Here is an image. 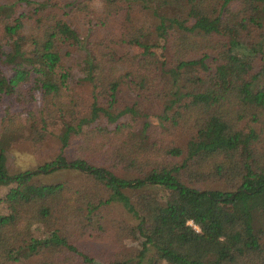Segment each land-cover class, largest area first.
<instances>
[{
  "label": "trees",
  "instance_id": "obj_1",
  "mask_svg": "<svg viewBox=\"0 0 264 264\" xmlns=\"http://www.w3.org/2000/svg\"><path fill=\"white\" fill-rule=\"evenodd\" d=\"M94 1L0 3V187L13 184L4 198L8 213L0 214V264L92 263L68 231L108 203L136 218L134 235L142 238L134 260L110 264H144L151 250L155 261L167 264H264V150L256 147L264 138L252 125L264 129V0H101V9ZM131 1L155 19L149 31L132 25L130 9L124 13L128 25L119 41L141 50L137 59L104 41L87 42L59 11L65 7L102 23L122 16V3ZM22 6L29 8L19 11ZM153 34L161 46L144 40ZM219 34L227 41L215 39ZM64 44L85 52L92 97L83 113L61 62ZM156 47L168 48V61L163 52L158 62L152 58ZM159 79L163 131L182 119L191 122L184 147L149 138L148 121L139 129L117 123L138 113L135 106L117 107L120 86L153 93ZM57 124L60 149L52 160L33 170H7L8 139L26 130L43 138ZM61 169L83 174L86 182L34 180ZM207 181L228 188L202 187ZM39 224L48 230L35 234ZM37 255L41 259L32 261Z\"/></svg>",
  "mask_w": 264,
  "mask_h": 264
},
{
  "label": "rangeland",
  "instance_id": "obj_2",
  "mask_svg": "<svg viewBox=\"0 0 264 264\" xmlns=\"http://www.w3.org/2000/svg\"><path fill=\"white\" fill-rule=\"evenodd\" d=\"M13 0H0V3H7ZM72 1V0H69ZM222 0H215V4H220ZM132 3H122L123 9L120 14L123 16H117L106 22H98L91 16L80 13V12H69L67 8L63 7V18L74 28L79 36L87 42L104 41V43L113 47L118 54L125 56H135L137 59L141 56V50H134L126 43L119 41L120 36L125 31L128 25V19L125 18L124 13L126 9H130V16L133 18L132 25H142L149 31L154 30L155 19L150 17L147 11H144L138 5ZM94 3L98 8L101 9L102 1L95 0ZM129 5H132V11ZM29 6H22L19 11H27ZM124 20V22H123ZM215 39H220L222 42L227 41L225 35H215ZM148 39L149 42L157 43L162 45V40L156 35L144 36V40ZM161 47H156L155 51L157 54L152 58L157 61V57L165 54L167 61L171 52L162 50ZM61 62L63 67L68 71V85L69 88L76 93L81 99L80 109L82 113L86 110L92 97L91 84L85 79L83 70V60L85 52L76 48L71 44H64L61 47ZM158 62V61H157ZM210 73L214 71L216 61L214 58L208 59ZM159 66V65H158ZM260 66V61L257 59L254 62V69L256 71ZM201 75L205 74L204 71H197ZM164 79H159L157 83L161 82L159 89L153 93L150 91H139L128 83H124L120 86L117 93L116 105L119 108L124 106H135L137 109V115L132 118L129 113L123 115L117 123H128L135 129H139L144 122L148 121L150 127L148 128L149 138L164 139L165 142L175 144L184 147L187 140L190 138L193 128L191 122L182 119L178 125L173 128H168V132H164L161 126V116L163 113L164 102L160 91L163 87ZM100 102L105 103L108 99L106 95L100 96ZM183 103V102H182ZM182 103L177 104L172 111L178 109ZM4 103H0V139L2 136V124H3V110ZM20 109V106H15L13 111ZM184 111L183 109H180ZM30 121V120H29ZM97 122L105 123L104 119ZM60 123V122H59ZM253 127L261 132V138H264V129L260 130L259 124H252ZM115 124L109 125L110 128L114 127ZM60 124L47 128V132L43 138L34 139L29 133V130L24 132V136L18 139H8L5 144V165L10 173H15L24 170L36 169L39 165L52 160L59 152L60 142L58 140V134L60 133ZM258 149L264 150V141L260 140L256 143ZM182 157L176 158L174 161L179 162ZM123 175L128 176L132 173L126 172L125 170L120 171ZM36 182L41 183H57L64 182L72 186L78 187L83 181L86 182V178L83 174L75 170H56L47 174H39L34 179ZM229 185V184H228ZM13 186H1L0 187V214L8 213V209L4 204V198L8 190ZM201 187V185H195ZM88 189H92V185L88 183L86 185ZM202 187L213 189L228 188L227 184L222 182H211L207 181L202 184ZM100 195L106 194L102 188L99 190ZM157 194V193H156ZM137 197V195H136ZM81 223L72 227L68 234L71 239L78 244L79 248L85 253L90 254L95 261L90 264H110L112 261H123V260H134L136 254L141 249L142 238H138L134 235L133 228L137 224L136 218L127 212L119 203H108L100 207L89 220H85L80 217ZM49 226L41 225L35 227V234H42L48 230ZM41 255L33 256L32 261L38 262L41 259ZM18 264V263H16ZM132 264V263H130ZM144 264H167L163 261H155L153 251H149Z\"/></svg>",
  "mask_w": 264,
  "mask_h": 264
}]
</instances>
